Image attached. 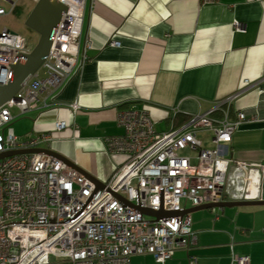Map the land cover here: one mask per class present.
Instances as JSON below:
<instances>
[{
  "label": "built area",
  "instance_id": "1",
  "mask_svg": "<svg viewBox=\"0 0 264 264\" xmlns=\"http://www.w3.org/2000/svg\"><path fill=\"white\" fill-rule=\"evenodd\" d=\"M57 1L66 6V12L48 56L20 84L14 97L0 105V154L43 148L51 141L49 133L17 136L10 125L15 117L38 109L40 102L44 108L50 106L48 101H55L56 93L78 67L85 0ZM214 1L200 0L203 4ZM2 4L11 10L16 2L0 0V17L8 13ZM235 27L241 29L237 23ZM31 50L25 38L0 29V84H7V64ZM231 100L167 131L156 130L143 110L118 111L116 121L123 133L105 137L104 143L109 153L125 159L100 189L46 154L0 159V264H129L131 256L146 254L164 264L174 250L195 245L189 215L181 214L184 210L261 201L262 166L227 158L221 150L242 123L254 121L242 112L229 118L223 107ZM76 108L71 105L69 110ZM11 109L17 110V116ZM214 112L221 118H214ZM54 127L61 131L66 124L58 121ZM199 134H206L214 148L205 149ZM185 149L197 153L194 163L178 155ZM138 207L177 214L155 220ZM232 264H249V259L234 256Z\"/></svg>",
  "mask_w": 264,
  "mask_h": 264
},
{
  "label": "crops",
  "instance_id": "2",
  "mask_svg": "<svg viewBox=\"0 0 264 264\" xmlns=\"http://www.w3.org/2000/svg\"><path fill=\"white\" fill-rule=\"evenodd\" d=\"M79 51L55 101L34 110L42 112L27 134L49 133L44 149L104 182L125 159L104 143L123 133L118 111L143 110L156 130L167 131L232 98L223 107L229 118L242 112L254 121L242 123L221 150L262 166L264 201V0H85ZM58 121L66 128L56 131ZM199 139L208 141L206 134ZM189 218L195 245L174 250L164 264H232L234 256L264 264V206L206 209ZM129 264L160 263L146 254Z\"/></svg>",
  "mask_w": 264,
  "mask_h": 264
},
{
  "label": "water",
  "instance_id": "3",
  "mask_svg": "<svg viewBox=\"0 0 264 264\" xmlns=\"http://www.w3.org/2000/svg\"><path fill=\"white\" fill-rule=\"evenodd\" d=\"M66 12V6L57 0H36L35 6L30 12L27 18L19 15L22 19L25 20V25L39 35L37 44L32 48L31 52L28 55L18 54L13 62V64H7L10 66L7 84H0V105L5 103L14 97V95L20 89V84L30 75H33L41 66L43 61L46 59L49 53L51 46V41L55 33L56 27L60 21V18L63 13ZM1 63V62H0ZM6 64V63H2ZM28 154V153H42L65 163L71 169L77 171L89 181H91L97 189L103 188L104 183L90 174L84 172L74 163L70 162L64 156L48 149L37 148L30 150H20L13 151L9 153L0 154V159L14 155V154ZM124 204L126 203L123 198L116 196ZM255 206H264V201H248V202H228V203H216V204H207L194 208H189L181 212V214L190 215L191 213L213 209V208H234V207H255ZM140 213L143 215L153 217L155 220H160L162 218L170 217L177 212H165L163 210L153 211L146 208H137Z\"/></svg>",
  "mask_w": 264,
  "mask_h": 264
},
{
  "label": "rangeland",
  "instance_id": "4",
  "mask_svg": "<svg viewBox=\"0 0 264 264\" xmlns=\"http://www.w3.org/2000/svg\"><path fill=\"white\" fill-rule=\"evenodd\" d=\"M16 2L13 9L10 10L8 4H2L5 10L8 12L6 15L0 17V29L7 28L13 33L20 35L21 37L25 38L26 42L28 43L29 47L32 49L38 42L39 35L29 29L25 25V20L19 17V15L27 18L32 11L33 7L35 6L36 0H10ZM41 76H43V71H40ZM38 112H42L41 110H37L34 112H27L23 115L17 116V110L11 109V113L13 116H17L11 122L10 127L13 129L15 135L22 136L32 131L33 129V121L38 114ZM205 149H213L214 146L206 141L204 146ZM178 155L189 157L192 159V163H194V158L196 157L197 153L192 152L189 149H185L178 152ZM181 204H184L182 201ZM186 208H189L188 204H185ZM200 212V211H199ZM197 212L191 213L190 216Z\"/></svg>",
  "mask_w": 264,
  "mask_h": 264
}]
</instances>
